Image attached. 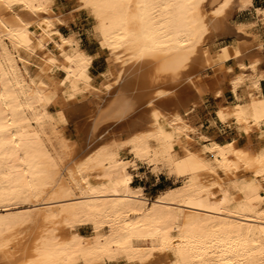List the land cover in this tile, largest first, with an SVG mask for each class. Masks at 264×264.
I'll use <instances>...</instances> for the list:
<instances>
[{
  "label": "bare ground",
  "instance_id": "6f19581e",
  "mask_svg": "<svg viewBox=\"0 0 264 264\" xmlns=\"http://www.w3.org/2000/svg\"><path fill=\"white\" fill-rule=\"evenodd\" d=\"M52 1L0 0V264H264L262 55L242 37L216 53L206 45V34L234 0H79L99 48L109 54L99 85L90 73L95 54L59 30ZM250 2L240 0L241 8ZM195 62L227 73L232 102L219 103L214 113L234 130L223 142L186 117L195 103L187 106L181 97L175 112L144 115L125 138L97 135L109 122L131 120L142 106H159L174 88L156 87L142 103L116 93L97 104L81 153L60 135L63 108L50 116L58 100L112 95L128 69L153 63L143 79L153 84L177 79ZM198 71L183 81L200 98L222 75L212 86ZM45 117L57 148L37 128ZM139 162L174 171L182 183L150 199L131 186L128 170Z\"/></svg>",
  "mask_w": 264,
  "mask_h": 264
},
{
  "label": "rangeland",
  "instance_id": "374dc122",
  "mask_svg": "<svg viewBox=\"0 0 264 264\" xmlns=\"http://www.w3.org/2000/svg\"><path fill=\"white\" fill-rule=\"evenodd\" d=\"M65 2H66V0H58L59 5L61 3H65ZM53 3H54V0L51 2V5L55 9V11L57 12V9L54 7ZM256 3L258 5L264 7V0H256ZM78 4H79V0H69V5H71L72 8L74 10L75 9L76 10L72 14V8H68L67 9L68 18H65L66 15H64V10H66V6L63 5V7H61V6L59 7L60 11L57 12L59 14L60 19H61L59 23L62 24L63 26L61 27L59 24V25H57V27L59 28V30L63 34L69 32V31H72V30L74 32H76L77 36L73 32H71L69 34H64V35H71L74 38L76 37L78 41H79V38H81L82 39V42H81L82 47H87L88 49H92V48H96V46H97V49L99 51V57L94 61L92 67L90 68V73L93 76L94 83L96 85H99V83L102 82L104 75H108L107 68L109 67V65H108L109 54L106 50L99 48V45L97 43L96 38L93 37V35L91 33V29H92V25H93L92 18L87 13L86 9L83 6L81 7V5H78ZM232 4H231L230 9L227 11V14L225 15V17L221 18L219 25H217L216 28H214L212 31H210L206 34V39H207L208 44L206 43V40L204 42L206 43L207 46H209L211 48V51H213L212 53H216L218 51V49L220 48V46H227L229 44L231 45V44L236 43V41H238L241 37L248 39V36L246 34H251L254 39L259 38V29H253L250 31L248 30V28H251L253 26V24H254L253 22H245V21H237V20L238 19H246L248 21H255V24L257 21L259 26L264 25V8H256L255 11H253L250 16L236 17V16H233L235 8L238 11L244 10L252 4V0L250 3L245 5L244 9H242L243 7L241 8L240 0L239 1L234 0L232 2ZM204 5H205V10L207 12L210 11L209 10L210 8H208L207 4H204ZM83 8H84V10H83ZM211 9H213V8H211ZM213 10H215V9H213ZM234 21H237V22L234 23ZM242 24L245 25V27H244V30L241 32L238 28ZM65 28H67V30ZM237 32L243 33V35H240ZM209 43H211V44H209ZM86 53H88V52H86ZM88 54H90V53H88ZM226 64L227 65H234V71H237V68H235L236 65L233 64V61H229ZM154 66L155 65L153 63H149V64L146 63L138 69H136V68H131V70L128 69L129 72L127 71L128 74L126 73V76H125L126 81L123 82L124 84L121 85V88H119V90L117 88L118 92L116 90L115 93L112 92V95L103 94L100 98L99 97L92 98V96L85 94V95H79L78 97H76L75 99H73L72 101H70L67 104L60 102V100H58L59 101L58 103L56 102V103H51L52 105L50 104V114H51L50 116H52V114L54 113L53 117H55V115L58 111L57 108H59V107L63 108V112H62L63 115L62 116L65 118V122L63 125H59L60 135L67 139L68 143L70 144V147L73 148L74 153H81L86 148V146L90 140L89 138L91 136L90 135L91 131L89 130L90 129L89 127H90V123H91L94 111L97 108L96 107L97 104L98 105L106 104L111 98H113V96L115 97L118 94H123V96H126V97L132 96V97H135V98L141 100L140 102L142 103L143 101H145V98H146V95H148V92H150L151 90H153L156 87L157 88H163V89L174 88V92H173V94H171L172 96L169 95L167 97H164V98L158 100L157 105H159V106H157L155 108L153 107L152 110L151 109L147 110V106H142L140 109H138V112H135L133 114V116H131V120L129 118L126 121H123L121 123L109 122L108 124L100 127V130L98 131L97 135L104 133L106 135L105 136L106 139H108V140H109V137H110V139H112V138H116V139L125 138L129 133L132 132V130H135L138 128V126H134L135 122L139 121L141 119V117H143L144 115L145 116L147 114L149 115L150 112H151L150 115L152 114V116H150V115L147 116L149 118H153L154 116L158 115L160 113V111H164V110L170 111L172 113L175 112L177 105H173L174 104L173 102H176V101L178 102V100L180 101L181 100L180 97L182 98V100H184L187 103V106H190L191 103H195L193 111L190 112L189 114H187V116H186L187 118H189V119L193 120V122H195L198 120V115L200 114V111L202 109L201 106H202L203 102H205L204 104L207 105V107L209 109L210 105H212L213 101H214L213 96H216V95H214V92L219 88L218 90H220L221 94H222V87H224L226 85L228 86V76H227V73L224 69H222V70H224L223 72H220L222 76H219L220 73L215 68H212V67H210V65H208L206 68L201 69L198 62H195L191 65V67L186 68L181 74L178 75L177 79L172 80L169 77H166V78L163 77V78H160L157 82H155L153 84H147V83L143 82V79H145V80H147V78L149 79V76L153 72ZM222 70H220V71H222ZM197 71L199 72L201 77L203 76L202 80L207 84H211L212 86H214V81L217 78V76H219L218 80H217L218 84L215 85V88L213 87L214 89L209 90L210 86H207V87H209L207 89H206V86H204L205 89L203 87V89L201 91L202 95L200 96V98L198 96H196L193 87L189 86L187 83H185V81H183L184 77L187 74L195 73ZM200 71H201V73H200ZM103 73H104V75H103ZM55 77H56V79H59L57 74H55ZM114 90L115 89H113L112 91H114ZM116 93H118V94H116ZM176 97H178V98H176ZM57 98L58 97L56 96V100H57ZM183 98H185V99H183ZM85 99H87V100L85 101ZM227 99H230V98H227ZM177 102L175 104H177ZM62 104L65 106H63ZM158 107H160V108H158ZM154 110H156V111H154ZM154 112H157V113L159 112V113L156 114ZM139 113H141L142 116L141 115L139 116ZM135 115H136L138 120L135 119L136 118V117H134ZM49 117L43 118V121L41 122V124H39V125H41L40 128L36 124H35V126L36 127L38 126L37 127L38 130L43 131V133L45 134L46 137L50 134L49 136H51V137L48 136L47 138L54 140L53 139V133H51V131H53V128H51L52 124H50V123H52V120ZM44 119H45V121H44ZM133 119H134V121H132ZM48 120H49V122H48ZM46 122H48L49 124H47ZM43 124H45V125H43ZM112 124H113V126H112ZM119 125H122L123 127L119 126ZM42 128H43V130H42ZM101 128L103 129L102 131H101ZM105 128H106V130L104 131ZM127 130H129V131H127ZM115 133L117 135H115ZM46 137H44V138H46ZM69 138H71V139H69ZM252 139L254 142H256L257 135L255 132L252 133ZM56 143L57 142L54 140L53 142L50 141V143L47 142V145H48V147H50L51 146L50 144H52L55 148H57ZM122 155L124 157H130V155L128 154V152L125 149L122 150ZM133 168H132V170H131V168L128 170L130 172V175H131V186L132 187H137V186H133V179H134L135 175L138 177L143 176L144 180L146 178L147 184H150L151 182H153V175H156V178L158 177L159 182L162 181L164 186L166 187L164 190H166L170 187H175V186L180 185L182 183V179H181L182 176H180V174L177 175L178 173L176 174V172H174V171H172L173 173L171 171L168 172L167 169L165 167L163 168L162 166H160L156 169V168L149 166L148 164H146L144 162H139ZM160 168H163V169H160ZM138 187H141V186H138ZM141 189L143 192L142 187H141ZM146 192H147V194H145V193H143V194L149 198L150 195H152V193H154V190H147ZM161 192H159V193H161ZM159 193L157 195H159ZM152 198H154V197H151L150 199H152ZM82 232L85 234L86 233L89 234L90 229L88 227H85V228H83ZM122 263L123 264H129V263H126L124 261H119L115 264H122ZM109 264H113V263H109Z\"/></svg>",
  "mask_w": 264,
  "mask_h": 264
},
{
  "label": "crops",
  "instance_id": "0c3cea01",
  "mask_svg": "<svg viewBox=\"0 0 264 264\" xmlns=\"http://www.w3.org/2000/svg\"><path fill=\"white\" fill-rule=\"evenodd\" d=\"M53 5L57 9V12L60 11L59 10L60 6L63 7V5H65L66 10H64V15H66L65 18H68L67 9L72 8V6L69 5V0H66L65 3H61L60 5L58 4V0H54ZM256 8H264V7L258 5L256 3V0H252V4L244 10L238 11L235 8L233 16H236V17L250 16L251 13L253 11H255ZM74 11L75 10L72 8V14ZM237 21L253 22L254 23L253 26L251 28H248L249 31L253 30V29H259V38H257V39H254L251 34H246V35L248 36L249 42H251L253 44V45L251 44L252 46H251L250 51L254 54L257 53L260 57L262 55L261 61H263V62H261V63L259 62L260 65L258 64V66H259L260 70L264 71V25L259 26L257 21L255 24V21H248L246 19H238ZM237 21H234V23ZM60 26L62 27L63 25L60 24ZM65 29L67 30V28H65ZM71 32L76 34V32H74L73 30L69 31L67 33H64V34H69ZM76 36H77V34H76ZM79 42H80V46L82 47V45H81L82 39L81 38H79ZM261 42H262L261 49H258L257 47H255L258 43H261ZM82 48L86 52H88L92 55L95 54L94 55L95 57L93 58V62H92V65H93L94 61L99 57V51L97 49V46H96V48H92V49H88L87 47H82ZM244 62H248V59H244ZM92 65H91V67H92ZM235 68H237V67L235 66ZM262 79L260 81V89H261V93L264 97V78H262ZM213 97H214V99H213L214 101H213V104L210 105L209 109H208L207 105L204 104L205 102H203V104L201 106L202 109L200 111V114L198 115V120L195 121L194 124L196 126L200 127L201 132L205 133L206 135H209L210 137H212L213 139H215L218 142H223V141L231 138V136L234 134V130H233V128H231L225 124L218 123L215 120L214 113H215V109L217 108L219 103L227 104V103L232 102V93L230 91V87L227 85L222 87V94L220 96H213ZM227 98H230V99H227ZM201 125H202V127H201ZM146 181H147L146 178L144 180L143 176L138 177L135 175V177L133 179V186H141L143 188V193H145V194H147V192H146L147 190H154V193H152V195H150L149 198L155 197L159 192L163 191L166 188L162 181L159 182V179H158V177L156 178V175H153V182H151L150 184H147Z\"/></svg>",
  "mask_w": 264,
  "mask_h": 264
},
{
  "label": "trees",
  "instance_id": "16d2710c",
  "mask_svg": "<svg viewBox=\"0 0 264 264\" xmlns=\"http://www.w3.org/2000/svg\"><path fill=\"white\" fill-rule=\"evenodd\" d=\"M155 198V197H154ZM153 199V198H152Z\"/></svg>",
  "mask_w": 264,
  "mask_h": 264
}]
</instances>
